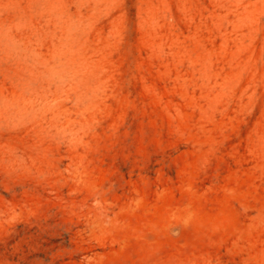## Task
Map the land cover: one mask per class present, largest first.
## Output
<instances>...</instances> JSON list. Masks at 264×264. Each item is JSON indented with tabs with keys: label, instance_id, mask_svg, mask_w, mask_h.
I'll return each instance as SVG.
<instances>
[{
	"label": "rangeland",
	"instance_id": "rangeland-1",
	"mask_svg": "<svg viewBox=\"0 0 264 264\" xmlns=\"http://www.w3.org/2000/svg\"><path fill=\"white\" fill-rule=\"evenodd\" d=\"M0 264H264V0H0Z\"/></svg>",
	"mask_w": 264,
	"mask_h": 264
}]
</instances>
